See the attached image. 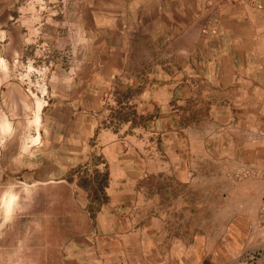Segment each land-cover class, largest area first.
I'll list each match as a JSON object with an SVG mask.
<instances>
[{
    "label": "rangeland",
    "instance_id": "obj_1",
    "mask_svg": "<svg viewBox=\"0 0 264 264\" xmlns=\"http://www.w3.org/2000/svg\"><path fill=\"white\" fill-rule=\"evenodd\" d=\"M171 1L158 0V10H168ZM185 1L194 6L201 0ZM207 1L217 22L227 6L257 0ZM143 5L141 0H0V264H93L90 255H102L100 247L114 255L117 233L103 231L101 224L109 226L115 216L99 215L108 202L102 154L92 152V166L85 152L71 161L57 148L63 146L58 144L63 131L70 136L77 129L91 146L101 129L118 128L133 117L144 125L150 120L133 108L148 107L150 70L167 59L166 47L186 44L150 39L157 33L156 19L149 24ZM244 170L239 179L264 178V170ZM189 203L196 207L198 200ZM259 212L262 226V203ZM200 218L214 227L206 236L215 244L214 253L205 255L210 248H201V264H264V230L221 234L217 229L230 227L224 215L221 224H212L209 215ZM91 241L96 249H90Z\"/></svg>",
    "mask_w": 264,
    "mask_h": 264
},
{
    "label": "crops",
    "instance_id": "obj_2",
    "mask_svg": "<svg viewBox=\"0 0 264 264\" xmlns=\"http://www.w3.org/2000/svg\"><path fill=\"white\" fill-rule=\"evenodd\" d=\"M141 1L149 24L156 19L157 33L150 39L186 44L166 47L167 59L150 70L148 107L133 106L150 120L146 125L136 117L119 121L118 128L101 129L91 146L77 129L71 138L63 131L57 149L71 161L85 152L92 166V152L102 154L108 202L99 215L115 217L101 227L118 237L114 255L100 247L102 255H90L93 264H201V248H210L207 255L215 247L207 241L214 227L201 223V214L212 216V224H221L224 215L230 227L217 229L221 234L264 230L259 212L264 178H238L243 169L264 170V0L229 5L217 22L207 0L194 6L173 0L166 11L158 10V0ZM196 38L200 45L195 46ZM138 96L140 102L142 93ZM191 187L198 192L191 193ZM195 199L193 207L189 202ZM195 215L199 221L191 223ZM95 242L90 249H96Z\"/></svg>",
    "mask_w": 264,
    "mask_h": 264
},
{
    "label": "built area",
    "instance_id": "obj_3",
    "mask_svg": "<svg viewBox=\"0 0 264 264\" xmlns=\"http://www.w3.org/2000/svg\"><path fill=\"white\" fill-rule=\"evenodd\" d=\"M262 218L264 220V198H263V202H262Z\"/></svg>",
    "mask_w": 264,
    "mask_h": 264
}]
</instances>
